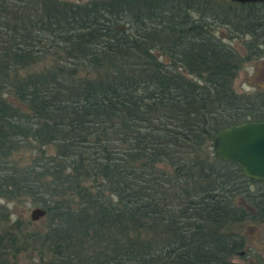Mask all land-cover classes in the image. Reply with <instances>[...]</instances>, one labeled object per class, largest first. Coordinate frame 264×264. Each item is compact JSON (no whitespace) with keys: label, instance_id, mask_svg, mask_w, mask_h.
I'll list each match as a JSON object with an SVG mask.
<instances>
[{"label":"trees","instance_id":"obj_1","mask_svg":"<svg viewBox=\"0 0 264 264\" xmlns=\"http://www.w3.org/2000/svg\"><path fill=\"white\" fill-rule=\"evenodd\" d=\"M263 52L264 3L0 0V199L46 211L34 264H241L264 182L213 140L264 121V92L233 89ZM17 240L0 236V264Z\"/></svg>","mask_w":264,"mask_h":264},{"label":"rangeland","instance_id":"obj_2","mask_svg":"<svg viewBox=\"0 0 264 264\" xmlns=\"http://www.w3.org/2000/svg\"><path fill=\"white\" fill-rule=\"evenodd\" d=\"M70 3H85L91 0H61ZM220 37L226 44L238 50L243 54V38H231L225 29H219ZM233 89L237 94L252 96L264 92V52L262 57L243 63L241 70L233 83ZM29 153L21 150L17 156L12 157L13 161L21 164L26 161ZM17 157V158H16ZM251 192L260 195L264 192V186L261 184H251ZM242 204H246L243 200ZM247 205V204H246ZM37 208L28 197L6 200L0 199V236L7 239L15 236L17 246L28 249L27 244L23 242L27 235L37 231L40 237L49 234L48 221L44 217L38 221H32L31 212ZM17 225H19L17 228ZM237 231L245 236L246 244L243 251L237 256L232 257L231 261L241 264H264V223L247 221L240 226H236ZM22 233H20V232ZM5 243V240H4ZM27 247V248H25ZM33 248V247H32ZM16 259L14 260V258ZM38 250H26L19 252L16 256H8L5 263L8 264H34L38 261Z\"/></svg>","mask_w":264,"mask_h":264},{"label":"water","instance_id":"obj_3","mask_svg":"<svg viewBox=\"0 0 264 264\" xmlns=\"http://www.w3.org/2000/svg\"><path fill=\"white\" fill-rule=\"evenodd\" d=\"M229 1L238 4L264 3V0ZM213 153L218 160L238 166L246 178L264 182V121L244 122L220 131L213 140ZM45 216L42 208H35L30 214L32 221Z\"/></svg>","mask_w":264,"mask_h":264},{"label":"flooded vegetation","instance_id":"obj_4","mask_svg":"<svg viewBox=\"0 0 264 264\" xmlns=\"http://www.w3.org/2000/svg\"><path fill=\"white\" fill-rule=\"evenodd\" d=\"M258 4H263V3H258ZM40 208V207H39ZM44 210V209H43ZM46 212V211H45Z\"/></svg>","mask_w":264,"mask_h":264}]
</instances>
